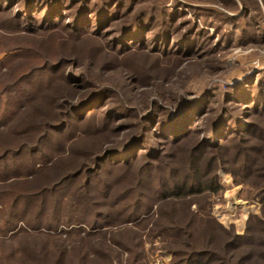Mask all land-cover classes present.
Listing matches in <instances>:
<instances>
[{
    "label": "rangeland",
    "instance_id": "obj_1",
    "mask_svg": "<svg viewBox=\"0 0 264 264\" xmlns=\"http://www.w3.org/2000/svg\"><path fill=\"white\" fill-rule=\"evenodd\" d=\"M7 152L0 264H264V0H0Z\"/></svg>",
    "mask_w": 264,
    "mask_h": 264
},
{
    "label": "trees",
    "instance_id": "obj_2",
    "mask_svg": "<svg viewBox=\"0 0 264 264\" xmlns=\"http://www.w3.org/2000/svg\"><path fill=\"white\" fill-rule=\"evenodd\" d=\"M107 17H109V16H107ZM79 22H83V20H80V21H76L74 24L76 25V24H78ZM131 39H133V38H130V40ZM138 45H142V42H138ZM180 48V47H179ZM39 127L37 126V129H38ZM17 133H20V131L19 132H17ZM41 141V139L40 140H38L37 142H40ZM29 148H31V150H32V152H36L38 149H36L37 148V146L35 145V147H33V146H31V147H29ZM5 155L7 156L8 155V152L7 153H5L4 154V156H2V157H0L1 159L0 160H2L4 157H5ZM194 173H195V175H197V171H194ZM196 186H198V188L199 189H201V187H204V183L200 180V179H197L196 180ZM50 186V185H49ZM49 186H44V187H42L41 188V191L39 192L40 194H42V195H45V194H47V193H53V192H55L54 190H55V188L58 186V185H56V184H52L50 187ZM176 189H177V191L180 193L181 191L182 192H189L190 191V188L189 187H187L186 186V183H181V184H179V185H176ZM39 193H37V194H39ZM44 193V194H43ZM35 196V195H34ZM38 196H40V195H38ZM32 199H34L33 198V194L32 195H27V205L31 202V200ZM30 208V207H29ZM57 213V212H56ZM68 215L67 216H71V218H73L74 217V214L76 213L74 210H68ZM16 221H10V222H8V225H7V228H5V230L7 229L8 231L10 230L11 231V235L14 237V235L15 234H17V232H19V230L18 231H16V232H14L13 233V231H15V228H16ZM20 230H22L21 232H27V229H20ZM166 231H169V232H172V233H174V232H176V234H179V232H181V230L179 229V228H171V229H167V230H164V232H166ZM249 232V231H248ZM248 232H246V237H247V234H248ZM176 234H174L173 236H176ZM175 238V237H174ZM174 238L172 239V241L174 240ZM239 241V240H238ZM247 241V240H246ZM245 241V242H246ZM176 242V241H175ZM174 243V242H173ZM184 243V247H186V248H188V247H192V242H188V243H185V242H183ZM242 243H243V239H242ZM241 243V244H242ZM244 244V243H243ZM226 247H227V249H229L230 247L232 248L231 250H233L234 249V251H236V250H238V248H239V244L237 243V237L236 236H233L231 239H230V241L229 242H227V245H226ZM220 250V249H219ZM219 250L218 251H211L210 249H208V250H206V249H203V250H192L191 252H189V253H184L183 251H173V250H169L170 251V253L172 254V256H176V255H178V254H184V255H186L187 256V258H186V264H207V263H209V262H214V261H217V262H219L220 261V263H223V264H231L230 262L229 263H227L229 260H231V259H229V257H228V255H230V252L229 251H223V257H222V253H220L219 252ZM61 251V250H60ZM63 251V250H62ZM61 251V252H62ZM217 254H218V256H220V258H218L217 257ZM30 258V257H29ZM64 258V255L61 253V255H60V258H58L57 260H55L54 262H53V264H64L63 263V259ZM85 259H87V258H85ZM85 262V261H84ZM84 262L82 261V263L84 264ZM51 264V263H50Z\"/></svg>",
    "mask_w": 264,
    "mask_h": 264
}]
</instances>
